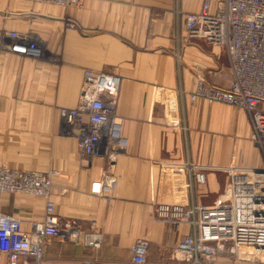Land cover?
<instances>
[{
    "label": "crops",
    "instance_id": "crops-1",
    "mask_svg": "<svg viewBox=\"0 0 264 264\" xmlns=\"http://www.w3.org/2000/svg\"><path fill=\"white\" fill-rule=\"evenodd\" d=\"M202 1L84 0L59 7L0 0V165L55 172L51 200L57 225L70 221L103 234L98 249L45 238L41 264H129L138 237L148 241L149 264L174 263L177 240L192 229L186 221L166 222L153 214L171 201L161 187L160 163L188 159L205 166L207 182L197 186L194 199L201 202H213L228 189L224 168L264 164L249 139L243 109L185 96L179 103L184 126L167 124L157 87L191 92L195 66L218 86L232 79L225 52L177 21V9L196 12ZM9 33L27 37L38 55L10 50ZM85 70L121 78L116 113L128 145L111 162L118 184L110 200L90 193L91 182L107 167L105 157L83 154L59 112L78 104ZM44 206L39 197L0 194V210L20 218L25 232L44 218ZM5 261L0 253V264Z\"/></svg>",
    "mask_w": 264,
    "mask_h": 264
},
{
    "label": "built area",
    "instance_id": "built-area-1",
    "mask_svg": "<svg viewBox=\"0 0 264 264\" xmlns=\"http://www.w3.org/2000/svg\"><path fill=\"white\" fill-rule=\"evenodd\" d=\"M59 7H75L84 0H25ZM179 26L194 37L216 44L226 54L232 79L227 86L214 84L198 66L192 67L194 89L157 87L166 104V121L183 127L180 100L189 97L243 109L250 122V139L264 149V0H203L196 12L176 10ZM10 50L36 56L38 48L27 37L9 33ZM175 56L180 60L179 50ZM121 78L112 73L85 70L79 102L59 110L64 123L81 141L87 156L102 155L107 167L90 184V193L106 197L116 190L117 175L111 162L128 145L123 119L116 113ZM162 190L170 202L157 205L153 214L162 221H186L192 231L175 244L174 263L163 264H264V164L240 170L226 167L228 189L213 202L194 200L196 188L207 182V168L190 160H170L159 165ZM53 171L13 169L0 165V194L24 193L44 200L45 216L32 222V231L21 230L20 218L0 210V253L5 264H41L45 238H59L91 249L101 247L103 234L80 230L70 221L57 225L51 200ZM227 195V196H226ZM226 196L225 198H222ZM148 241L138 237L131 245L129 264H149ZM233 258V261H222ZM89 261L86 263L88 264Z\"/></svg>",
    "mask_w": 264,
    "mask_h": 264
},
{
    "label": "rangeland",
    "instance_id": "rangeland-1",
    "mask_svg": "<svg viewBox=\"0 0 264 264\" xmlns=\"http://www.w3.org/2000/svg\"><path fill=\"white\" fill-rule=\"evenodd\" d=\"M215 103H217V102H215ZM249 139H250V136H249ZM259 149V153L261 154V156H262V160L264 161V149H260V148H258ZM226 173L224 174L223 173V176H224V178H226ZM220 181H222V176L220 177ZM229 182V181H228ZM228 184V183H227ZM227 191V189H225V191H222L223 193H221L222 195H224V193ZM226 196H223L222 198H225ZM227 260V261H233L234 259L233 258H222L221 260L222 261H224V260ZM221 264H228V262H222ZM232 264V263H231Z\"/></svg>",
    "mask_w": 264,
    "mask_h": 264
},
{
    "label": "water",
    "instance_id": "water-1",
    "mask_svg": "<svg viewBox=\"0 0 264 264\" xmlns=\"http://www.w3.org/2000/svg\"><path fill=\"white\" fill-rule=\"evenodd\" d=\"M259 168L262 169L263 168V165H261ZM236 169L240 170L242 168L236 167Z\"/></svg>",
    "mask_w": 264,
    "mask_h": 264
},
{
    "label": "bare ground",
    "instance_id": "bare-ground-1",
    "mask_svg": "<svg viewBox=\"0 0 264 264\" xmlns=\"http://www.w3.org/2000/svg\"><path fill=\"white\" fill-rule=\"evenodd\" d=\"M188 223V222H187ZM189 224V223H188ZM190 226V225H189ZM186 235H188V234H186ZM186 235H184V236H186ZM134 243V242H133Z\"/></svg>",
    "mask_w": 264,
    "mask_h": 264
}]
</instances>
